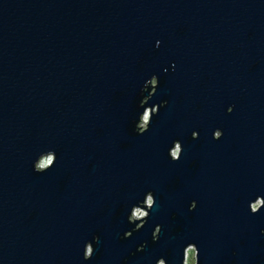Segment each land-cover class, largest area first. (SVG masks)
I'll list each match as a JSON object with an SVG mask.
<instances>
[{
	"label": "water",
	"instance_id": "1",
	"mask_svg": "<svg viewBox=\"0 0 264 264\" xmlns=\"http://www.w3.org/2000/svg\"><path fill=\"white\" fill-rule=\"evenodd\" d=\"M190 248L264 264V0H0V264Z\"/></svg>",
	"mask_w": 264,
	"mask_h": 264
},
{
	"label": "rangeland",
	"instance_id": "2",
	"mask_svg": "<svg viewBox=\"0 0 264 264\" xmlns=\"http://www.w3.org/2000/svg\"><path fill=\"white\" fill-rule=\"evenodd\" d=\"M144 214L145 212L143 210H136L134 213L135 216H141ZM185 264H195V251L191 248L187 251Z\"/></svg>",
	"mask_w": 264,
	"mask_h": 264
},
{
	"label": "bare ground",
	"instance_id": "3",
	"mask_svg": "<svg viewBox=\"0 0 264 264\" xmlns=\"http://www.w3.org/2000/svg\"><path fill=\"white\" fill-rule=\"evenodd\" d=\"M50 158V157H49ZM49 158H46L45 160H44V163H47L48 161H49Z\"/></svg>",
	"mask_w": 264,
	"mask_h": 264
}]
</instances>
